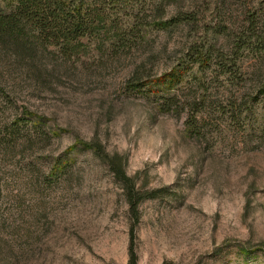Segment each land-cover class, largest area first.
<instances>
[{"label":"rangeland","instance_id":"1","mask_svg":"<svg viewBox=\"0 0 264 264\" xmlns=\"http://www.w3.org/2000/svg\"><path fill=\"white\" fill-rule=\"evenodd\" d=\"M89 3L94 33L39 82L0 49V264H128L120 183L78 142L150 197L136 264H264V0Z\"/></svg>","mask_w":264,"mask_h":264},{"label":"trees","instance_id":"2","mask_svg":"<svg viewBox=\"0 0 264 264\" xmlns=\"http://www.w3.org/2000/svg\"><path fill=\"white\" fill-rule=\"evenodd\" d=\"M179 1L159 0L167 5H175ZM89 4V0H4L0 6V49L26 68V73L32 81L39 82L46 71V62H50L52 52L49 46L55 45L58 47V54L70 58L81 52L80 40L94 33L95 23L99 19L96 15L86 13ZM183 21L191 22L187 17L178 16L170 20L169 25ZM206 54L209 52L206 51ZM197 56L200 62L206 58L203 53ZM181 74L179 69H173L159 77L158 82L171 88L179 81ZM36 125L34 122L32 126ZM192 129L193 125L190 123L188 130ZM48 133L50 136L54 135L51 129ZM77 148L91 151L108 166L109 171L120 183L132 221L129 229L128 264H136L137 256L133 242L134 228L139 221L138 206L150 197L135 189L134 179L126 175V158L123 155L107 154L98 142H78L71 147L72 150ZM1 242L3 241L0 239Z\"/></svg>","mask_w":264,"mask_h":264}]
</instances>
